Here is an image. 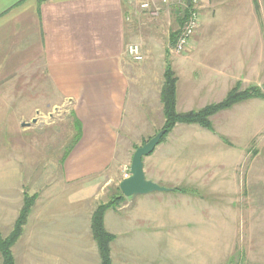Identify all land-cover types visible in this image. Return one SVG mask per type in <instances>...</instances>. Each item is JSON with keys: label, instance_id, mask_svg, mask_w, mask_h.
<instances>
[{"label": "crops", "instance_id": "0c3cea01", "mask_svg": "<svg viewBox=\"0 0 264 264\" xmlns=\"http://www.w3.org/2000/svg\"><path fill=\"white\" fill-rule=\"evenodd\" d=\"M136 3L137 0H0V98H14L15 112L38 113L44 112L39 107L67 104L75 129L72 146L61 151L57 144H66L69 132L65 130L67 125L55 127L62 131L50 151L60 155V184L54 188L55 198L47 201L39 217L30 213L17 244L11 247L14 264L20 263L16 251L22 249L23 243L29 258L62 256L68 264H100L90 214L81 211L78 195L68 187L83 178H87L88 185L103 178L105 185L111 181L116 173V165L111 167L118 156L119 132L125 123L136 121L131 112L140 111V107L133 109L131 102L137 96L138 89L134 87L139 81L134 65L143 60L134 62L125 49L135 24L159 14L136 13ZM140 50L142 53L141 47ZM167 61H162L163 68ZM194 61L180 58L174 62L186 65ZM149 64L151 61L144 62L142 67L147 69ZM263 70L264 0H224V82H236V86L246 80L260 81ZM27 97V103H22ZM243 107L244 103L240 109ZM5 111L9 112L3 108ZM260 137L251 155L247 147L235 149L240 164L235 175L229 168L226 170L224 192L228 198L223 207H218L224 208V213L215 211L214 216L213 209H208L203 195L198 193L202 188L192 181L194 171L175 172L171 170L173 164L168 170L157 159L149 170L144 157L146 178L168 191L125 198L124 206L105 211L103 225L113 237L111 263L143 264L148 258L152 264L163 255L178 264H211L213 258L215 264H224L226 259L234 260L233 264H264V132ZM53 155L48 159H55ZM176 175L182 178L175 179ZM13 176L16 182L22 178L19 168ZM176 183L180 186L170 187ZM179 187L188 191L174 190ZM0 192L5 196L6 191ZM13 213L7 220L0 217L3 237L13 228ZM43 239L45 244L41 245ZM26 242H33L36 251L28 252ZM124 253L130 257L125 258Z\"/></svg>", "mask_w": 264, "mask_h": 264}, {"label": "rangeland", "instance_id": "374dc122", "mask_svg": "<svg viewBox=\"0 0 264 264\" xmlns=\"http://www.w3.org/2000/svg\"><path fill=\"white\" fill-rule=\"evenodd\" d=\"M176 11H178L177 8L172 6L161 7L157 17H148V20L143 18V24H135L133 28V37L129 43L138 44L144 56L143 63L151 61V64L147 69L142 67L143 63L134 65L135 69H138L134 72L139 81H135L134 89H138V91L131 105L135 110L140 107V111L134 112L133 110L131 113L136 116V121L125 123L119 132L118 156L111 167L116 165V173L113 172L114 176L112 175L111 181L107 182V185L103 181L104 178H99L100 180L96 181L95 185L91 183L88 185L87 178H83L82 182L68 187V190H72L74 195H78L80 207L82 206L81 211L86 215L90 214V230L92 217L97 208L107 204L111 198L120 195L118 184L128 176L134 151L161 131L163 127L164 118L161 115L160 91L163 83L162 73L166 66H169L172 71L174 70V76L177 77L176 100L178 107L176 110L178 113L198 111L205 106L218 104L235 87L236 82H224V0H201L198 12L199 29L192 36L188 48L180 54L174 53L172 46L168 43V37L170 42L171 34L175 31L179 32L183 27V24L179 26L174 21L177 14L179 17L183 15L181 10L177 14ZM180 58H193L195 64L176 65L180 61L176 63L174 61ZM168 59L170 61H167ZM161 60L167 61L164 68ZM260 77V81L258 79L257 81L238 82L237 90L244 91L250 87H258L264 94V70ZM198 86L201 88L198 89ZM13 99L11 96L0 98V103L6 104V106L0 105V190L6 191L3 197L0 192V217L7 220L14 211V217L16 216L17 219L25 199L33 198L31 212L29 210L26 218L27 222L30 213L36 218L40 216L48 204L47 201L51 202L55 198L54 188L60 184L59 168H62L60 155H53L50 151L52 145L56 146V143L59 142V133L62 131L61 128L55 129V127L58 124L67 125L65 130L69 132L67 143L57 144L61 151L72 146L71 141L74 140L72 134L75 129L72 128L70 106L67 104L63 106L50 104L49 107H39L44 112L38 113L15 112L12 106ZM27 101L28 97L23 98L22 103L26 104ZM243 103L244 107L240 109ZM236 105L239 106L240 112L239 109H234V105L228 109L230 110L228 114H224L226 110H220L208 117L213 131L199 125L176 124L166 135L163 143L158 144L151 156H146L144 160L149 170L153 160L157 159L168 170L173 164L172 171H194L195 175L192 177V181L202 188L198 190V193L203 195L202 200L208 209H213L215 213H212L213 216L216 215V212L224 213V208H218L223 207L228 198L224 192V179L226 180L224 174L229 168L231 174L235 175L240 164L235 149L245 150L247 147L251 155V150L257 146L261 139L260 134L264 132V98L249 99ZM3 108L9 112H2ZM61 120H63L62 123H60ZM21 124L28 125L22 127ZM66 131L63 129V132ZM233 152L234 155L231 156ZM48 155L55 156V159H48ZM163 159L165 160L162 161ZM167 159L172 160L169 162ZM18 168L22 178H18L16 182L14 180L16 177L14 178L13 174ZM174 178L180 179L182 175H176ZM177 186L180 184L170 185V187ZM202 190L203 192H201ZM124 200L125 197L115 207L124 206L127 202ZM3 222L7 223L4 220ZM14 244L16 245L17 241ZM26 244L28 252L31 253L29 249H32L33 252L36 251L33 242H30L31 246L27 242ZM40 244H45L44 239L40 241ZM20 247L22 249H17L16 253L19 255L16 259L20 260L21 264L22 262L25 264H68L67 258L62 256L32 255L29 258L24 254L26 249L24 243ZM124 254H126L125 258L130 257L127 253ZM148 260L146 258V262L144 261L143 264H150ZM215 261L216 258H213L211 264H215ZM233 261L226 259L224 264H233ZM196 263L200 262L196 261ZM237 263L239 264V261ZM152 264H178V262L169 256L159 255L155 263Z\"/></svg>", "mask_w": 264, "mask_h": 264}, {"label": "trees", "instance_id": "16d2710c", "mask_svg": "<svg viewBox=\"0 0 264 264\" xmlns=\"http://www.w3.org/2000/svg\"><path fill=\"white\" fill-rule=\"evenodd\" d=\"M177 12H180V10ZM182 13L183 15H180L181 17H179V15L176 13V22L179 24V26L183 24V20L186 17V11H182ZM178 33V31H175L171 34V39L169 42L170 46H173L175 43ZM176 82L177 78L174 76L173 71L169 66H166L163 73V83L160 91V102L162 105V114L164 118V124L161 130L164 131V135L162 136L159 144L164 140L166 135L174 128L176 124L199 125L204 129L213 131L211 123L208 120L209 116L217 113L220 110H228L234 105L249 99L264 98L263 92L258 87H250L247 90L239 91L237 90L238 85H236L218 104L205 106L203 109L198 111L191 110L187 113H178L176 110ZM174 190L180 191L182 193L188 191V189L185 187L175 188ZM119 194V196L111 198L107 204L99 206L92 217V236L98 248V253L101 260L100 264H112L110 261V242L112 241L113 237L104 229L103 216L106 210L109 208H114L120 200L124 199L120 192ZM32 199H25L24 206L13 225L10 234L7 237H3L0 233L1 264H14L11 247L22 234L27 215L33 203Z\"/></svg>", "mask_w": 264, "mask_h": 264}, {"label": "built area", "instance_id": "2783aa9c", "mask_svg": "<svg viewBox=\"0 0 264 264\" xmlns=\"http://www.w3.org/2000/svg\"><path fill=\"white\" fill-rule=\"evenodd\" d=\"M201 0H137L134 5V11L146 12L148 14H159L161 7H175L178 10L186 11V17L183 20V27L179 31L175 43L172 46L174 53L180 54L184 52L189 44L192 36L199 27L198 12ZM126 55L134 62H142L143 56L140 47L136 43H129L125 49Z\"/></svg>", "mask_w": 264, "mask_h": 264}, {"label": "water", "instance_id": "95a60500", "mask_svg": "<svg viewBox=\"0 0 264 264\" xmlns=\"http://www.w3.org/2000/svg\"><path fill=\"white\" fill-rule=\"evenodd\" d=\"M187 3H189V0H187ZM26 125L28 124H22L23 127ZM163 135L164 131H159L134 151L129 166L128 176L123 178L118 184V189L123 197L134 199L137 196L168 191L167 188L146 178L142 161L144 157L150 155L154 151Z\"/></svg>", "mask_w": 264, "mask_h": 264}]
</instances>
